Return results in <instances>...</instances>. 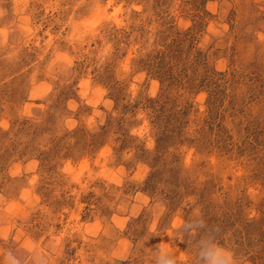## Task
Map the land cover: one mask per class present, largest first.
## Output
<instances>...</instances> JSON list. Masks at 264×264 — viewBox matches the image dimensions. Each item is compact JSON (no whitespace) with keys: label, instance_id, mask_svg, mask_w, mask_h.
<instances>
[{"label":"rangeland","instance_id":"rangeland-1","mask_svg":"<svg viewBox=\"0 0 264 264\" xmlns=\"http://www.w3.org/2000/svg\"><path fill=\"white\" fill-rule=\"evenodd\" d=\"M264 264V0H0V264Z\"/></svg>","mask_w":264,"mask_h":264},{"label":"clouds","instance_id":"clouds-1","mask_svg":"<svg viewBox=\"0 0 264 264\" xmlns=\"http://www.w3.org/2000/svg\"><path fill=\"white\" fill-rule=\"evenodd\" d=\"M231 253H224V256L227 257V260H221L219 256L213 252L209 257V264H230L231 262Z\"/></svg>","mask_w":264,"mask_h":264}]
</instances>
